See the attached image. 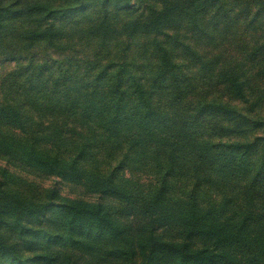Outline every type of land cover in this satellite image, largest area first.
Instances as JSON below:
<instances>
[{
    "label": "trees",
    "instance_id": "1",
    "mask_svg": "<svg viewBox=\"0 0 264 264\" xmlns=\"http://www.w3.org/2000/svg\"><path fill=\"white\" fill-rule=\"evenodd\" d=\"M0 264H264V0H0Z\"/></svg>",
    "mask_w": 264,
    "mask_h": 264
}]
</instances>
